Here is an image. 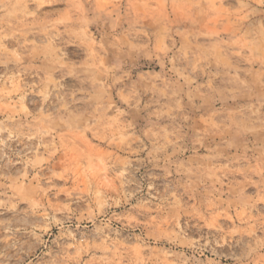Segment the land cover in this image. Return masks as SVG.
Returning a JSON list of instances; mask_svg holds the SVG:
<instances>
[{
    "label": "rangeland",
    "instance_id": "1",
    "mask_svg": "<svg viewBox=\"0 0 264 264\" xmlns=\"http://www.w3.org/2000/svg\"><path fill=\"white\" fill-rule=\"evenodd\" d=\"M0 264H264V0H0Z\"/></svg>",
    "mask_w": 264,
    "mask_h": 264
}]
</instances>
